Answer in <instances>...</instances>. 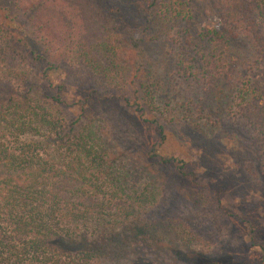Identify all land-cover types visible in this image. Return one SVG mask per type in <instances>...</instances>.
Segmentation results:
<instances>
[{
    "label": "trees",
    "instance_id": "trees-1",
    "mask_svg": "<svg viewBox=\"0 0 264 264\" xmlns=\"http://www.w3.org/2000/svg\"><path fill=\"white\" fill-rule=\"evenodd\" d=\"M126 81L130 99L100 98ZM67 82H85L83 95L68 100ZM104 101L152 130L145 156L175 181L193 185L195 176L161 152V117L205 156L219 140L250 148L239 165L264 184V0H0V264L131 262L124 247L138 234L180 228L146 216L161 207V186L146 172L132 189L145 167L111 152L92 117ZM209 194L222 210L219 192ZM225 216L247 226L255 264H264L255 222ZM189 254L193 264L199 255Z\"/></svg>",
    "mask_w": 264,
    "mask_h": 264
},
{
    "label": "rangeland",
    "instance_id": "rangeland-1",
    "mask_svg": "<svg viewBox=\"0 0 264 264\" xmlns=\"http://www.w3.org/2000/svg\"><path fill=\"white\" fill-rule=\"evenodd\" d=\"M76 69L71 75L74 84H78V78L82 77L79 74L81 68L77 66ZM57 79L60 78L53 74L51 81L56 82ZM89 81L93 84L94 77L89 78ZM123 84L101 93L100 98L124 96L130 99L132 87L127 81ZM85 86V82L82 87H74L67 82L68 100H77L83 95ZM123 110L121 102L113 106L104 101L92 107V117L100 119L102 131L114 156L126 166L145 167L129 183L133 190L140 189L147 182L146 172H153L156 176L162 191L161 197L156 196L161 200V207L153 209L146 216L163 215L166 219L179 220L181 226L178 229L173 228L174 223L169 226L159 223L149 236L138 234L124 247V251H134V262H130L129 258L112 264H186L192 260L189 253L199 255L193 257V264H255L259 256L249 247L247 226L225 216L228 213L254 221L264 238V184L259 179L246 176L239 165V158L244 163L250 148H231L220 140L216 141L218 135H215L212 144L216 141L218 149L209 151L205 156L193 143L182 141L184 138H179V133L167 123L168 119L161 117L166 127V141L161 152L186 162L195 176L193 185L175 181L170 169L155 167L152 160L145 156L147 147L156 140L155 134L131 116L130 110L119 116L118 111ZM145 111L150 115L157 114L156 109L146 108ZM224 124L228 127L230 122L225 120ZM210 191L219 192L220 206L224 212L214 208ZM198 193L207 198L197 197ZM147 219L145 221L149 222ZM134 222L140 225V222ZM183 228L186 233L180 235ZM116 248L112 254L118 252Z\"/></svg>",
    "mask_w": 264,
    "mask_h": 264
}]
</instances>
